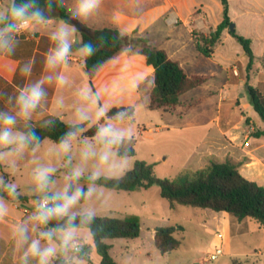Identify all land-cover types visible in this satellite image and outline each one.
Returning a JSON list of instances; mask_svg holds the SVG:
<instances>
[{
	"label": "rangeland",
	"instance_id": "1",
	"mask_svg": "<svg viewBox=\"0 0 264 264\" xmlns=\"http://www.w3.org/2000/svg\"><path fill=\"white\" fill-rule=\"evenodd\" d=\"M60 24L59 19H57L54 25L48 26V29L53 33L55 31V29L52 30L53 27H58ZM158 26L167 33L174 34L175 30L180 31L179 23L168 24L162 20ZM261 32V34L264 32L263 22H261ZM191 35L193 38V35L201 36L204 34L194 30ZM187 38L182 40V43L185 44L184 50L171 57L177 59L189 74L205 75L211 79L203 86L181 96L180 104L170 113L143 107L134 118L122 119L121 121L107 120V123L111 122L117 128L130 129L132 132L130 140L125 138L118 145L111 146L109 149L111 154L107 163H101L99 160V154L104 146L98 143L96 138H87V141L92 143L97 155L87 162L82 161L81 150L84 147L85 138L80 133L72 141V149L67 156L58 152L56 148L58 143L46 139L35 152L28 149L20 158L16 159L14 171L9 170L6 163L1 164V169L7 176L0 174V177H3L6 184H15L17 193L27 198L17 204L19 207L17 209L0 195V198H3L8 204L9 212L13 218L20 217L22 209L34 211L33 201L40 197L35 184L32 182V173L36 167L52 166L57 169L52 176V180L55 181L52 191H56L63 187L65 176L69 175L74 167L80 165L84 168V174L79 180L78 186L88 188L91 185L94 186L95 191L91 199L81 201L78 207L91 209L94 216L113 218L135 216L140 221L141 232L138 238L107 240V243L112 246L111 251L117 264H264V227L251 219L236 221L233 226L232 237L227 243L226 241L222 243L216 237V232L222 228L224 221L220 216L215 215L218 214L215 211L182 205L171 208L170 203L161 198L160 187L158 186L126 192L113 191L85 182L96 171L100 173L99 178H119L131 170L138 160L152 165L158 178L174 179L181 175L192 176L200 169L197 166V157L201 152L206 136L216 129L212 119L217 115L218 105L221 103L225 105L221 112L222 122H224L225 115L229 113L232 118L240 116V112L236 108L238 104L235 101L222 102L223 92L229 94V101L237 97L245 104L250 101L247 89L252 84L246 82L245 78L242 79L237 88L228 85L229 75L231 77L237 75L233 67L229 68V74L224 69L220 70L218 62L200 54L194 43L190 41L189 37ZM174 40L177 41L178 39L174 38ZM223 42L224 47L221 45L218 47L227 49L230 54L239 59L240 64L235 63L234 66L239 75H243L241 78L246 77L247 72L241 65L245 64L247 56L241 45L236 40H234V44H230L226 40ZM75 46L77 45L75 44ZM127 46H125V51L131 53L132 49L127 48ZM76 49L79 50V48ZM168 51L169 54L172 53L171 48H168ZM220 56L219 50L215 54V58L219 59ZM148 82L146 87L150 89L154 84L153 77ZM87 90L90 92L88 99H85L84 115L90 121V126L99 125L102 119H106L109 109L101 103L99 104L97 98L92 95L89 85ZM94 98L96 103H93ZM229 104H231L232 110L229 109ZM101 107L106 108L107 111L104 117L97 119L96 112ZM243 111L247 113L249 110L244 109ZM249 115L253 119L255 118L258 125L262 126V119L253 109ZM67 121L68 124L82 123L79 118H69ZM247 123L249 125L250 121L248 120ZM244 129V122L242 121L238 124V130L234 131L238 135L236 143H243ZM253 135L255 136V132ZM221 142L226 144L224 137H221ZM129 148L134 150L133 156L118 155L119 150L127 151ZM69 156L71 157L70 163ZM240 170L244 176L251 177V172L255 173L252 169L247 170L244 167H241ZM6 179H8L7 182ZM176 225H181L184 228L183 231H178L175 234L176 238L181 240V246L177 250L162 254L154 244V230L157 227ZM82 239L84 238L78 236V241ZM219 245H222L223 252L226 254L220 255L216 260L208 261L207 257ZM80 249L81 252V246ZM69 255L73 264H86L79 258L78 253H70ZM91 257L94 264L99 262L100 257L97 252H94ZM60 260L64 261V258L62 257Z\"/></svg>",
	"mask_w": 264,
	"mask_h": 264
},
{
	"label": "crops",
	"instance_id": "2",
	"mask_svg": "<svg viewBox=\"0 0 264 264\" xmlns=\"http://www.w3.org/2000/svg\"><path fill=\"white\" fill-rule=\"evenodd\" d=\"M75 4L76 0H64L68 11L74 9ZM48 13L50 16L46 25L38 26L34 32H26L17 36L14 51L11 54H0V110H14V101L10 104L8 98H14L18 94L19 88L35 83L42 77H52L51 82L46 81L43 85L46 97L33 114L31 121L28 122V126L25 127L23 122L18 125L22 131H30L55 117L68 123L69 118H78V112L84 114L86 108L82 92L87 91L90 84L85 72L83 55L76 49L81 47V37L74 26L70 25L74 30L72 31L73 43L67 64L53 71H45L46 54L50 48L55 47V43L50 39L52 31L48 29V26L54 25L57 19L60 23L64 22L54 16L52 12ZM229 16L231 22L235 24L237 34L252 41L251 46L255 55L253 67L251 71L247 72V59L245 64L241 65L242 68H245L247 75L241 78L243 75L240 76L234 66L235 63L240 64L239 59L230 54L227 49L222 48L224 47L223 40L234 44L235 38L230 35L229 30L223 32L221 42L215 47V52L209 59L218 62L220 70L224 69L228 74L229 68L233 67L237 78L229 75L228 85L237 88L242 79L246 78V82H250L264 95V32L261 34V22L264 23V0H229ZM222 19L223 7L220 0H102L100 8L94 14L87 19L79 20L91 29H116L129 40L146 39L153 47L164 49L168 54V48H171L172 53L169 54L171 57L184 50L183 39L189 37L190 41L194 43L191 35L194 30L208 35L215 30ZM162 20L168 24L179 23L180 31L175 30L174 34L164 32L158 26ZM56 28L57 26L52 30L56 31ZM174 38L178 40L175 41ZM220 45L222 47L219 48ZM219 50L221 56L216 59L215 54ZM29 64H31V75L25 76L21 73V69ZM60 74L66 77V83L62 86L56 82V76ZM152 77L154 80V69L147 65L146 58L136 52L129 53L124 48L115 58L100 68L93 77L92 87L90 86L91 93L94 97H97L98 94L97 98L101 105L109 110L113 107L134 106L135 117L140 109L147 107L154 84L150 89H147L146 85ZM232 101L238 104L236 108L239 110L240 116L232 118L229 113L225 115L224 122H222L221 112L225 105L222 103L218 105L217 115L212 119L216 129L206 136L197 157V166L202 169L212 161L223 162L230 159L231 162L238 164L239 170L244 167L247 170L255 171V173L251 172V177H249L244 176L240 170L245 178L264 187V137L257 138L253 135L254 132L264 129V121L262 120V126L258 125L255 118L253 119L249 115L253 109L250 101L243 104L237 97L229 101V94L223 92L222 102ZM231 104L228 106L232 110ZM244 109L249 111L246 113L243 111ZM174 110L164 112L170 113ZM248 120L250 121L249 125ZM85 121L90 123L88 119ZM242 121L245 127L244 141L236 143L238 135L234 131L238 130V124ZM221 137H224L227 145L221 142ZM245 142H248V146L244 145ZM0 174L7 176L1 169V164ZM7 181L8 179H6ZM6 199L17 209L19 208L17 204L23 202V200L13 202ZM21 211V215L17 219L8 212V215L0 220V264H19L20 253L15 249L13 228L26 221L33 213L24 209ZM217 213L215 215L220 216L224 221L222 228L217 231L223 234V239L219 241L227 243L232 237L233 226L238 220L226 212ZM85 230L87 229H78V236L84 238L78 242L82 249L84 246L92 247L90 259L94 264L91 256L97 251L89 230ZM111 255L113 257L112 251ZM57 259L53 261V264H57ZM100 262L101 257L97 264ZM30 264H35V261H31Z\"/></svg>",
	"mask_w": 264,
	"mask_h": 264
},
{
	"label": "trees",
	"instance_id": "3",
	"mask_svg": "<svg viewBox=\"0 0 264 264\" xmlns=\"http://www.w3.org/2000/svg\"><path fill=\"white\" fill-rule=\"evenodd\" d=\"M220 1L223 7V19L215 30L208 35H193L196 49L206 58L211 57L215 47L221 42L223 32L229 30L232 23L229 16V0ZM48 3L51 4L50 12L54 16L78 30L81 47L86 43L91 44L94 50L93 54L91 56L83 55L85 72L91 87L92 79L99 69L115 58L127 44L132 52L143 55L147 65L154 69V87L147 104L150 110L171 111L180 104L181 96L203 86L210 80V77L205 75H189L178 60L171 58L164 49L153 47L146 39L129 40L116 29H91L79 19H72L71 13L64 5V0H39V5L44 8L47 17L50 16L46 7ZM229 33L241 45L248 59L246 70L247 72L251 71L255 59L251 39L237 34L236 30H229ZM247 90L254 111L264 121V95L253 86H248ZM117 113H123V119H131L134 118L135 107H113L107 112L106 119H102L99 125L90 126L88 121L68 124L59 117H55L30 131H35L40 137V144L46 139L58 143L63 134L73 130L70 129V125L84 129L82 132L84 138L94 139L98 128L105 125L107 120H112L111 118L115 117ZM255 137H264V129L256 131ZM118 155L133 156L134 150L132 148L127 151L119 150ZM85 182L113 191L126 192L158 186L161 198L167 200L171 208L182 205L226 212L238 221L248 218L264 227V187L245 178L238 165L230 160L212 161L205 168L197 170L192 176L181 175L174 179L156 177L152 165L138 160L131 170L119 178L100 177L95 180L86 179ZM84 189L87 190V187ZM0 195L13 202L27 199L18 194L15 198L10 197L3 187H0ZM58 223L63 224L64 221L53 220L47 227H56ZM76 223L78 229L89 230L96 251L101 257L100 264H117L111 255V246L106 243L107 240L136 239L141 232L140 221L135 216L124 218L94 216L91 223L80 225L79 220ZM183 230L181 225L157 227L154 244L158 251L166 254L177 250L181 246V240L176 238L175 234ZM91 251V246H84L82 251L78 252L79 258L92 264ZM60 258L58 257L57 262L60 261Z\"/></svg>",
	"mask_w": 264,
	"mask_h": 264
},
{
	"label": "clouds",
	"instance_id": "4",
	"mask_svg": "<svg viewBox=\"0 0 264 264\" xmlns=\"http://www.w3.org/2000/svg\"><path fill=\"white\" fill-rule=\"evenodd\" d=\"M102 0H76L74 9H69L72 19H87L94 14L101 6ZM51 11V4L46 5ZM49 17L45 15L44 8L39 5V0H0V54H11L16 45V38L26 32H34L38 26L46 25ZM74 29L66 22H62L51 34L50 39L55 47L50 48L44 61L45 71H53L67 64L72 48V31ZM93 48L90 43L79 48L84 56H91ZM25 76L31 75V64L21 69ZM52 77H42L35 83L28 84L18 89V94L8 98V103H13L14 110H0V164L6 163L9 170L14 171L16 159L20 158L26 150L31 147L35 152L40 145V137L35 131H22L18 125L23 122L28 126L33 114L40 107L46 97L43 88L44 83L51 82ZM58 85L66 83L63 74L56 76ZM90 90L83 91L82 96L88 99ZM98 97V94H97ZM96 103V99H93ZM107 109L99 108L96 118L104 117ZM123 113H117L112 120L121 121ZM78 118L82 122L87 119L78 112ZM70 130L63 134L56 145L59 153L67 156L72 149V141L84 131L77 126H71ZM130 129L117 128L113 123L108 122L98 128L95 138L104 147L99 154L101 163H107L110 156L109 149L118 145L125 138L131 139ZM84 147L81 150V159L87 162L95 157L97 152L92 143L83 141ZM71 157L69 156V163ZM57 169L52 166H38L33 170L32 182L36 186L40 197L33 201L34 211L28 220L16 225L13 228V239L15 249L20 253L19 264H53L58 257L64 258V264H73L70 253L80 252L78 242V225L91 223L94 219V212L89 208L78 207L81 201L92 198L95 188L89 186L87 190L78 186L79 180L83 177L84 168L80 165L74 167L71 173L65 176V183L62 188L52 191L55 181L52 176ZM98 171L93 172L90 180L99 178ZM0 186L7 191L10 197L17 196L16 185L6 184L3 177H0ZM78 209V210H77ZM9 206L3 198H0V220L8 215ZM64 221L56 227L47 226L53 221Z\"/></svg>",
	"mask_w": 264,
	"mask_h": 264
},
{
	"label": "built area",
	"instance_id": "5",
	"mask_svg": "<svg viewBox=\"0 0 264 264\" xmlns=\"http://www.w3.org/2000/svg\"><path fill=\"white\" fill-rule=\"evenodd\" d=\"M245 146H248V142H245L244 144ZM216 237L219 239V240H222L223 239V234L220 233V232H217L216 233ZM224 254L223 252V249H222V245H219L218 247H215V251L210 254L208 257H207V260H216L220 255Z\"/></svg>",
	"mask_w": 264,
	"mask_h": 264
},
{
	"label": "water",
	"instance_id": "6",
	"mask_svg": "<svg viewBox=\"0 0 264 264\" xmlns=\"http://www.w3.org/2000/svg\"><path fill=\"white\" fill-rule=\"evenodd\" d=\"M229 30L230 31H234L235 30V24L234 23H231L230 24ZM57 264H64V261L63 260H60V261L57 262Z\"/></svg>",
	"mask_w": 264,
	"mask_h": 264
}]
</instances>
